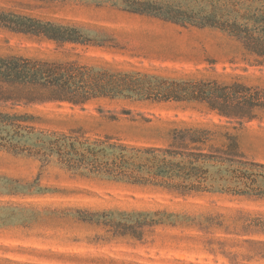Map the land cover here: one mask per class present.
I'll return each mask as SVG.
<instances>
[{
  "label": "rangeland",
  "instance_id": "1",
  "mask_svg": "<svg viewBox=\"0 0 264 264\" xmlns=\"http://www.w3.org/2000/svg\"><path fill=\"white\" fill-rule=\"evenodd\" d=\"M130 1L0 0V14L8 19L75 27L87 38L62 44L0 26V55L88 66L110 61L120 63L114 67L121 71L176 79L230 82L227 75L239 76L264 96V62L244 57L213 30L131 14L124 10ZM104 35L124 50L111 52L91 42ZM23 110L39 118L33 123L36 133L72 137L87 156L89 146L101 142L167 149L180 131L198 128L212 133L207 142L215 147L232 142L231 137L247 160L264 164V108L243 124L202 104L124 98ZM257 222H264V196H175L158 186L89 173L86 167L68 169L56 155L44 161L0 150V264H264V225Z\"/></svg>",
  "mask_w": 264,
  "mask_h": 264
},
{
  "label": "trees",
  "instance_id": "2",
  "mask_svg": "<svg viewBox=\"0 0 264 264\" xmlns=\"http://www.w3.org/2000/svg\"><path fill=\"white\" fill-rule=\"evenodd\" d=\"M124 10L164 24L213 30L233 42L244 57L264 62V0H133L126 3ZM25 20L19 22L0 14V26L14 32L62 44L87 41L81 29ZM91 42L111 52L124 50L108 35ZM103 63L88 66L78 61L0 55V150L27 152L44 161L56 155L68 169L86 167L89 173L158 186L175 196L208 192L264 196V164L247 160L231 137L228 139L232 142L221 147L210 144L207 140L212 133L207 129L180 131L177 142L163 150L94 143L89 146V156L74 146L72 137L36 133L33 123L39 118L23 108L50 102L83 105L96 99L124 98L196 103L240 124L253 120L257 117L255 111L264 108L261 92L240 82L239 76L227 75L230 82L219 78L176 79L125 72L114 67L120 63ZM27 142H34L33 148L27 147Z\"/></svg>",
  "mask_w": 264,
  "mask_h": 264
}]
</instances>
